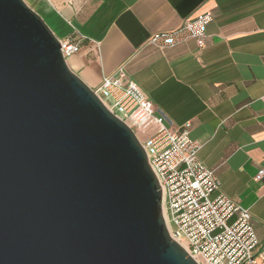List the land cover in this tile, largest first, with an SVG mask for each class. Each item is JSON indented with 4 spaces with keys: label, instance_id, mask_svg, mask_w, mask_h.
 <instances>
[{
    "label": "water",
    "instance_id": "95a60500",
    "mask_svg": "<svg viewBox=\"0 0 264 264\" xmlns=\"http://www.w3.org/2000/svg\"><path fill=\"white\" fill-rule=\"evenodd\" d=\"M0 264H197L135 133L23 0H0Z\"/></svg>",
    "mask_w": 264,
    "mask_h": 264
},
{
    "label": "crops",
    "instance_id": "0c3cea01",
    "mask_svg": "<svg viewBox=\"0 0 264 264\" xmlns=\"http://www.w3.org/2000/svg\"><path fill=\"white\" fill-rule=\"evenodd\" d=\"M44 22L63 40L82 37L70 70L95 89L123 67L173 130L188 126L198 159L213 170L219 192L249 211L264 241V0H47ZM54 8V9H52ZM211 13L206 43L172 47L149 37ZM157 116L159 114L157 113ZM154 122L135 128L143 143Z\"/></svg>",
    "mask_w": 264,
    "mask_h": 264
},
{
    "label": "built area",
    "instance_id": "2783aa9c",
    "mask_svg": "<svg viewBox=\"0 0 264 264\" xmlns=\"http://www.w3.org/2000/svg\"><path fill=\"white\" fill-rule=\"evenodd\" d=\"M212 20L211 13L200 14L175 29L152 34L148 42L163 48L191 39L203 48ZM59 41L66 60L78 52L83 38L71 35ZM92 90L132 130L148 122L158 126L155 134L139 142L161 187L171 239L197 264H264V241H258L249 211L219 192L213 170L198 159L199 144L190 138L188 126L178 131L165 125L164 115L127 77L123 67L104 76L100 86ZM263 177L264 170H260L254 180Z\"/></svg>",
    "mask_w": 264,
    "mask_h": 264
},
{
    "label": "rangeland",
    "instance_id": "374dc122",
    "mask_svg": "<svg viewBox=\"0 0 264 264\" xmlns=\"http://www.w3.org/2000/svg\"><path fill=\"white\" fill-rule=\"evenodd\" d=\"M26 5L36 12L43 20L46 17V10L49 7V2L47 0H23ZM69 5H81L88 0H66ZM54 9V8H52Z\"/></svg>",
    "mask_w": 264,
    "mask_h": 264
}]
</instances>
